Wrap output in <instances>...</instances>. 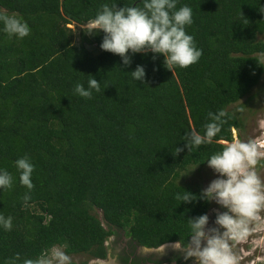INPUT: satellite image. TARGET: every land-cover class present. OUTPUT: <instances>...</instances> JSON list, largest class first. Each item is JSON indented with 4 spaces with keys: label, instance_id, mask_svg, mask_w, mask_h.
<instances>
[{
    "label": "trees",
    "instance_id": "obj_1",
    "mask_svg": "<svg viewBox=\"0 0 264 264\" xmlns=\"http://www.w3.org/2000/svg\"><path fill=\"white\" fill-rule=\"evenodd\" d=\"M112 2L0 0V11L30 27L23 39L0 30V168L13 177L0 190V214L12 217L11 230L0 226V264L48 260L57 247L104 259L112 228L148 248L190 239L188 218L207 214L211 202L179 204L177 193H201L182 174L240 135L243 110L264 100V0H179L177 8L192 9L186 32L202 55L172 71L151 52L124 65L100 48L102 31L81 29ZM137 65L143 82L128 73ZM90 75L100 91L84 99L73 89ZM219 109L232 118L211 144L188 151L186 132L202 133ZM25 155L35 166L31 190L15 165Z\"/></svg>",
    "mask_w": 264,
    "mask_h": 264
},
{
    "label": "clouds",
    "instance_id": "obj_2",
    "mask_svg": "<svg viewBox=\"0 0 264 264\" xmlns=\"http://www.w3.org/2000/svg\"><path fill=\"white\" fill-rule=\"evenodd\" d=\"M178 2L179 0H140L138 4L118 7L117 0H113L111 4L102 5L95 17L81 29L90 35L102 31L104 35L100 48L119 55L124 65L131 64L132 55L151 52L153 58L161 54L164 66L171 71L177 66L186 68L198 62L202 50L196 46L194 37L186 32V26L193 22L191 7L185 4L177 8ZM0 25V30L9 37L23 39L30 33L27 21L5 11H0ZM128 73L135 81L143 82L146 78L143 65H137ZM73 90L79 97L91 99L93 91H100V81L90 75L87 87L77 82ZM207 117L202 133L190 130L184 135L182 140L185 141L184 147L188 151L211 144L214 137L232 118L224 109L209 112ZM261 147L254 140L236 139L226 144L220 152L207 159L208 166L218 175L201 190L199 196L187 190L182 194L177 193L179 204L203 199L214 201L226 209L216 214L215 225L219 227H208L207 214L188 218L190 239L183 242L180 239L171 244L174 250L183 253L185 260L195 258L194 264H238V257L234 254L231 242L247 238L250 221L255 219L259 210L264 207V181L256 171V165L264 156ZM181 151L183 148L176 146L173 154L178 155ZM15 165L20 173V183L31 190L34 186V164L25 155L18 158ZM12 183V175L6 169L0 168V190L11 188ZM28 198L25 196V199ZM0 226L11 230L12 217L0 214ZM165 248L166 245L162 244L160 254L164 253ZM56 255L61 262L67 259L62 253ZM25 264L49 262L45 258H39L35 261L28 260Z\"/></svg>",
    "mask_w": 264,
    "mask_h": 264
},
{
    "label": "rangeland",
    "instance_id": "obj_3",
    "mask_svg": "<svg viewBox=\"0 0 264 264\" xmlns=\"http://www.w3.org/2000/svg\"><path fill=\"white\" fill-rule=\"evenodd\" d=\"M70 27L74 28L73 25ZM264 40V36L261 37ZM90 50H94L93 46H89ZM264 62V54L261 56ZM264 82V77L261 80ZM242 99L240 102H242ZM239 102V103H240ZM238 103V104H239ZM256 105V103H255ZM254 107L251 111L247 108L243 110L244 118V129L239 134L237 131L234 133V140H254L258 142L262 147L261 151H264V100L260 106L255 110ZM233 140V141H234ZM232 141V142H233ZM193 169V170H192ZM190 171V172H189ZM257 174L264 181V156H262L256 165ZM188 172V173H187ZM217 173L211 169L208 164L201 167H189L188 170L182 174L181 182L189 184L192 187L206 188L208 184L217 177ZM222 207L216 204L214 201L211 202L210 212H216ZM37 210V209H35ZM100 215V212L98 213ZM211 227H219L218 225H211ZM223 231V229H220ZM234 254L238 257V264H262L264 261V207H262L255 219L249 223V235L246 239L241 241L231 242ZM57 253H62L67 259L63 262L57 257ZM49 264H91V260L85 255H65L62 248H53L48 258ZM98 264H115L114 257L108 256L107 259L99 260Z\"/></svg>",
    "mask_w": 264,
    "mask_h": 264
},
{
    "label": "flooded vegetation",
    "instance_id": "obj_4",
    "mask_svg": "<svg viewBox=\"0 0 264 264\" xmlns=\"http://www.w3.org/2000/svg\"><path fill=\"white\" fill-rule=\"evenodd\" d=\"M209 210L207 211V215L209 216L208 227H211V225L215 224L217 212H222L226 209L221 208L216 212H210ZM112 229L114 230L113 234L105 242L107 255L104 259H107L108 256H113L115 264H194L195 258L185 260L182 252L174 250L171 247L173 243H165L166 248L164 253L160 254L159 249L162 245L156 248L144 247L139 245L130 236H126L124 232L115 228ZM89 259L92 261L91 264H98L99 260H104Z\"/></svg>",
    "mask_w": 264,
    "mask_h": 264
}]
</instances>
